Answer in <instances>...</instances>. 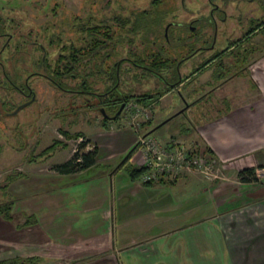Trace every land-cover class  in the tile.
Returning <instances> with one entry per match:
<instances>
[{"label": "rangeland", "instance_id": "374dc122", "mask_svg": "<svg viewBox=\"0 0 264 264\" xmlns=\"http://www.w3.org/2000/svg\"><path fill=\"white\" fill-rule=\"evenodd\" d=\"M8 1L12 6L11 14L6 10L4 15L10 14L16 21L4 19L9 21L5 23V30L16 37L0 53L1 204L7 203V200L13 202L15 199L19 203L27 204L30 200L36 204L46 199L47 191L79 192L77 188L81 187H71L75 184L73 178L59 176L53 167L55 163L69 158L78 149L81 139L103 130L104 124L131 128L138 139L147 135V126L153 125L152 116L153 122L161 124L172 107H180L182 116L174 119L172 125L164 127L166 130L169 128L170 132L175 131L176 127L187 125L186 118L191 119L192 113L202 114L207 109V113L214 114L218 107L216 102L231 95L238 97L240 105H248L257 99V105L264 109V23L249 38L250 44H245L236 51L230 49L219 54L229 41L241 36L248 29L251 24L249 21L264 19V0H214L218 6L226 8V20L217 23L218 30L212 50L204 48L212 42V27L204 24V20L194 19L207 14L208 0ZM6 4V0H0V5ZM214 13L217 18L218 10L215 9ZM168 21L172 22L167 31L169 43L163 37ZM80 23L111 26L113 35L107 46L94 57H82L75 67L78 74L76 75L75 70L74 77L61 78L63 89H57L40 75L31 76V71L41 70L40 65L35 63L44 56L43 51L38 48L39 45L47 50L45 61L46 66L50 67L47 69L48 73L55 67L60 53H70L69 46L70 49L71 46H84L87 34L81 31ZM5 40L6 38H0V47L6 43ZM29 40L35 41V45L31 47ZM62 46H65L64 50ZM244 49H247L246 61L236 64V54L243 53ZM197 50L199 52L183 61L178 69L179 75H189V78L177 86L174 85L161 99L154 98L152 107L151 104L132 98L127 101L134 104L129 111L123 110L116 119L109 121L102 117L97 109V96L89 92L102 93L106 89L108 85L105 73L113 64L120 62L119 90L124 95H138L161 90L166 82L160 76L135 64L151 67L155 60L166 61L168 66L158 67V72L168 81L172 74L171 68ZM202 63L207 65L192 75ZM257 69L259 73L256 72ZM6 75L25 90V80L29 78L27 86L34 90L35 98L22 96L12 87ZM82 77L86 81L85 88L80 85ZM222 82L227 85L217 90L213 88ZM79 89H86L87 92H78ZM214 90L216 92L212 94ZM197 98L202 99V102ZM191 102L194 104L187 106ZM221 105L223 104L220 103ZM143 109H148V116L142 113ZM132 112L137 113L133 120L129 115ZM262 115L258 114L257 118L262 120ZM260 129H264V124L260 125ZM63 131L69 135L82 133L83 136L67 137ZM150 135L162 140L160 131H154ZM54 142L58 144L53 150L42 152ZM92 146L91 141L84 150H91ZM139 149L136 151L140 153ZM124 158L125 155L117 161L119 165ZM99 161L100 164L83 172L76 180L87 181L88 184L93 181V178L102 173L107 163L101 159ZM138 166L125 162L117 176L119 184L122 181L120 178L131 180L128 169ZM97 184L100 185V182ZM110 186L112 190V183L109 182L108 189ZM80 191L83 192L84 188ZM10 211L14 217L12 209ZM21 260L23 264H32L29 259Z\"/></svg>", "mask_w": 264, "mask_h": 264}, {"label": "crops", "instance_id": "0c3cea01", "mask_svg": "<svg viewBox=\"0 0 264 264\" xmlns=\"http://www.w3.org/2000/svg\"><path fill=\"white\" fill-rule=\"evenodd\" d=\"M226 85L222 82L213 88ZM239 102L231 95L216 102L214 114L207 109L202 114L192 113L191 119L186 118L187 125L170 132L164 127L182 116L180 107H172L161 124L153 122L152 116L153 125L145 130L147 135L160 131L163 144L183 143L209 152L216 158L209 175L189 174L152 185L140 178H120L119 184L117 176L123 164L117 161L122 156L130 152L126 162L134 166L142 162L134 148L136 134L126 126L106 124L95 135L86 133L84 138L98 150L95 164L74 173H57L73 178L71 187H81L79 192L47 191L46 199L36 204L15 199L11 207L15 216L7 220L0 215V260L21 257L32 264H264V181L256 175L251 181L238 177L241 169L255 171L264 166V129H260L264 109L257 99L248 105ZM258 114H263L262 120ZM100 159L107 162L100 175L89 184L76 180L100 164ZM28 216L34 219L20 226Z\"/></svg>", "mask_w": 264, "mask_h": 264}, {"label": "trees", "instance_id": "16d2710c", "mask_svg": "<svg viewBox=\"0 0 264 264\" xmlns=\"http://www.w3.org/2000/svg\"><path fill=\"white\" fill-rule=\"evenodd\" d=\"M81 31L83 30V32H85L86 38L84 39V46L80 47V48H76L74 46H69V50L70 53L68 55L64 54V53H60L57 57V60L55 62V67L53 68L52 71H50V77L58 84H61L62 86V82H61V78H64L65 76H72V74H74V71L76 70V75L78 74L77 69L75 67L76 63L78 64V62L80 61V59H82V57H94L96 56L104 47L107 46L109 40L112 38L111 37V28L109 25L106 24H90V25H84L80 28ZM65 46H62V50H64ZM67 48V47H66ZM247 49L243 50V53H237L236 55V63L238 62V58H242V57H246L245 53H246ZM167 65L166 61H162V60H155L151 67L148 68L147 70L150 72H153L154 74L159 76V72H158V67H163ZM204 65H206L205 63H203L199 69L201 67H203ZM113 66V65H112ZM168 66V65H167ZM50 69V67L48 66V70ZM198 68L195 69V71H197ZM112 75H113V81L111 82L110 85L106 86V90L107 92L113 88H118L116 84L117 82V76H116V68L115 66L112 67ZM161 76V74H160ZM165 82H166V78L164 77ZM85 78L83 77V80L81 81L80 85L82 88H85ZM174 83H167L166 82V86H164L161 90H154L152 92H147V93H141L138 95H124V101L127 102L132 98H136L138 101L143 102V103H147V104H151L154 102V98L156 97H160L163 94L167 93L168 91H170L174 86ZM63 133L67 136V137H81L83 134L82 133H76L73 135H69L68 132L63 131ZM88 143V140L84 139L82 141H80V143L78 144V149L76 151L73 152V154L71 155V157L61 163L55 164L53 169L55 171H57L58 173L61 174H68V173H74V172H78L81 170H84L92 165L95 164L97 155H98V150L97 147L94 146L92 147L91 150H84L86 144ZM58 143L54 142L52 143L50 146H48L46 149H44L42 152H49L51 150H53V148L57 145ZM197 149V147L195 148ZM51 153V152H50ZM49 154V153H48ZM130 152L125 156V158L123 159V161L120 164H125V162L127 161L128 157H129ZM146 171V168L144 166H138V167H131L130 169H128V175L131 179H138L140 178L143 173ZM238 177L240 178L241 181H251V180H255V173H254V169L253 168H244L241 169L238 172ZM173 179H166V178H159L156 181H146L144 182V184L147 185H152V184H156V183H165V182H169ZM11 207H12V200H7V203H0V215L1 217H3L4 219L7 220H11L12 219V215H11ZM34 219L31 216L26 217V219L24 220V222L21 223L20 226H25L30 224L31 220ZM0 264H23V261L21 260L20 257H12V258H7V259H2L0 260Z\"/></svg>", "mask_w": 264, "mask_h": 264}, {"label": "flooded vegetation", "instance_id": "af4514ba", "mask_svg": "<svg viewBox=\"0 0 264 264\" xmlns=\"http://www.w3.org/2000/svg\"><path fill=\"white\" fill-rule=\"evenodd\" d=\"M8 2V4L6 5H0V38H6V43L4 42V44L0 47V53L4 51L7 43L11 40V39H14L16 37L15 34L13 33H10L8 31L5 30V23L11 21H16V19L13 18V16H11L10 14V11H11V5H10V2L8 0H6ZM248 1H251V0H248ZM210 5V6H209ZM207 7H208V12L206 15L202 16V17H198L197 18H194V19H199L201 21L204 20V24H207L209 26L212 27L213 29V38H212V42L209 43V45L205 46L204 48L205 49H208V50H212L214 48V45H215V39H216V35H217V30H218V21L220 22H224L226 20V8L225 7H220L218 6V4L214 1V0H208L207 2ZM218 10V19L215 17V13L214 11ZM9 12L10 14L9 15H4V11ZM4 19H8L9 21H5ZM194 20V21H196ZM264 19H261L260 21L258 20V18H256L255 20L253 19L252 21H249L251 24L249 25L248 29L246 31H243L242 35L239 36V37H236L234 40L232 41H229V44H227L223 49L220 50V55L223 54L225 51H228L230 49H234L235 51L241 47V46H244L245 44H250V42L248 41L249 38L256 32L258 31L257 29L262 26H260L263 22ZM16 23V22H15ZM168 26L164 28V31H163V37L165 39L166 42L169 43V40L170 38L168 37L167 35V31L169 29V27L171 26V21H168ZM259 23V24H258ZM84 23H80V28L83 26ZM94 24H97V23H94ZM107 25V24H106ZM166 26V25H165ZM111 28V26H110ZM113 35V30L111 29V37ZM30 37V36H29ZM29 39V38H28ZM29 43L30 46H34L35 45V41H31L29 40ZM39 45V44H38ZM40 50L43 51V55L42 57L39 58V60H37L35 63H37V65H40L41 67V70H35V71H31L29 74L32 75H37L40 77H44L45 80H47L49 83H51V85H53L54 87H56L57 89H60L63 87L61 86V84H58L56 83L51 77H50V73H48L49 71L47 70L48 69V66H46V48L42 45H39ZM199 51H193L191 54H189L188 56L184 57L181 62H179L178 64H176L174 66V68H171L172 69V74H170V79H168V81H166L167 83L171 84V83H174L176 86L185 82L188 78H189V75L188 76H181L179 75V71L178 69L180 68L181 66V63L187 59H190V57H192L194 54L198 53ZM218 54V56H219ZM237 55V54H236ZM217 58V57H216ZM212 59H215V58H212ZM238 62L236 64H239V63H243L244 61H246V57H240L238 58ZM132 61V60H131ZM134 62L132 61V64ZM203 64V63H202ZM136 66H139L141 68H144V69H148L150 68V66H146V65H140V64H135ZM207 65V63H206ZM246 65V64H245ZM245 65L243 67H245ZM116 68V76H117V82L115 85H117L118 87V81L120 80V76H119V68H120V62H116L115 64H113V66H111V69L108 70L105 74H106V82H107V85H110L111 82L113 81V75H112V67ZM201 66V65H200ZM198 66V70H199V67ZM205 66V65H204ZM197 70V71H198ZM197 71H193L192 72V75L195 74ZM72 76L74 77V74H72ZM160 76V74H159ZM161 79H163L165 81V79L163 78V76L161 75L160 76ZM6 78L8 79V81H10L12 87L16 88L20 94L22 96H25V97H28V98H35V94H34V90L31 88V87H28L27 86V82L29 80V78H27L26 81V90L21 87L20 85H18L16 82L13 81V79H11L9 76L6 75ZM82 80H83V77H82ZM173 87V86H172ZM174 88V87H173ZM172 88V89H173ZM171 89V90H172ZM86 90V89H85ZM83 89H79L78 92H87ZM91 93L92 95H96L97 96V99L99 101L98 103V110L100 112V114L102 115V117L109 121L110 119L108 118H105L104 115H109V116H112L113 114H115V112L118 110V108L121 106V104H123V108L121 110V112L124 110L127 102L124 101V93H122L119 88H111L108 92L107 90L105 89L104 91H102V93H97L95 91L93 92H89ZM95 106V105H94ZM120 112V113H121ZM120 115V114H119ZM79 138V137H78ZM82 141V139H81ZM80 143V142H79Z\"/></svg>", "mask_w": 264, "mask_h": 264}, {"label": "built area", "instance_id": "2783aa9c", "mask_svg": "<svg viewBox=\"0 0 264 264\" xmlns=\"http://www.w3.org/2000/svg\"><path fill=\"white\" fill-rule=\"evenodd\" d=\"M133 105L128 102L124 111H129ZM142 113L148 116V109H143ZM129 115L130 119L133 120L137 113L132 112ZM134 148L136 150L140 148L142 157L140 166L146 168V171L140 177L143 182L156 181L161 177L175 179L189 174L209 175L216 164V158L205 150L195 149L196 147L187 146L183 143L162 145L159 140L150 135H142V137L136 139ZM254 173L264 181V166L258 167Z\"/></svg>", "mask_w": 264, "mask_h": 264}, {"label": "water", "instance_id": "95a60500", "mask_svg": "<svg viewBox=\"0 0 264 264\" xmlns=\"http://www.w3.org/2000/svg\"><path fill=\"white\" fill-rule=\"evenodd\" d=\"M122 108H123V104H121V106L118 108V110L115 112V114H113L112 116L104 115L105 118H108V119H110V120H111V119H116V118L119 116V114H120Z\"/></svg>", "mask_w": 264, "mask_h": 264}]
</instances>
